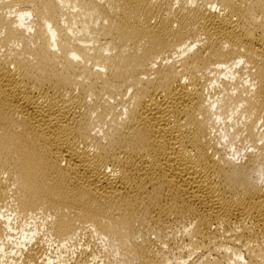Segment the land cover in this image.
<instances>
[{
    "label": "bare ground",
    "instance_id": "1",
    "mask_svg": "<svg viewBox=\"0 0 264 264\" xmlns=\"http://www.w3.org/2000/svg\"><path fill=\"white\" fill-rule=\"evenodd\" d=\"M0 264H264V0H0Z\"/></svg>",
    "mask_w": 264,
    "mask_h": 264
},
{
    "label": "rangeland",
    "instance_id": "2",
    "mask_svg": "<svg viewBox=\"0 0 264 264\" xmlns=\"http://www.w3.org/2000/svg\"><path fill=\"white\" fill-rule=\"evenodd\" d=\"M29 227H31V226H28L27 229H29ZM96 238H97V237H96ZM92 239H93V238H91V241H94L92 244H94V245L97 244V245H96L97 248H96V246H95V248L97 249V251H98V248H99V251H101L102 245L99 244V241H100V240H97V239H93V240H92ZM97 241H98V242H97ZM79 242H80V243H79ZM79 242H78V243H79V245H80V244H82L81 242L84 243V240L81 239ZM100 243H101V241H100ZM102 244H103V249H104V247H105V246H104V243H102ZM77 246H78V245H77ZM77 246H76V247H75V246H73V247H69L70 249H69V248L66 249L67 252L64 251L65 249H64L62 252H61V250H58L57 247H56V244H53V245L50 247V249H51V251L53 250L52 253H53L54 255H56V257H57V256H62V258L64 257V259H65V258H68V256H69V257H70V256H74L73 254H75V253H76V250H77V249H75V248H78ZM68 250H69V251H68ZM63 252H64V253H63ZM65 252H66V253H65ZM74 252H75V253H74ZM101 252H102V251H101ZM101 252H100V253H101ZM58 254H59V255H58ZM68 254H69V255H68ZM66 256H67V257H66Z\"/></svg>",
    "mask_w": 264,
    "mask_h": 264
}]
</instances>
